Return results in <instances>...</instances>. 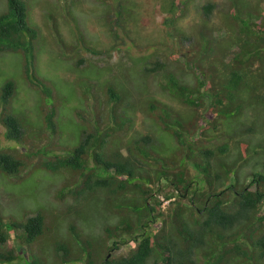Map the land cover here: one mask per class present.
I'll use <instances>...</instances> for the list:
<instances>
[{
	"label": "trees",
	"instance_id": "trees-1",
	"mask_svg": "<svg viewBox=\"0 0 264 264\" xmlns=\"http://www.w3.org/2000/svg\"><path fill=\"white\" fill-rule=\"evenodd\" d=\"M165 3L173 14L170 21L176 24L185 12L182 13L176 0ZM215 8L216 3L209 2L203 11L211 17ZM27 18L26 2L9 0V9L0 16V51L32 54L38 34L28 25ZM231 23L232 45H239L240 51L231 61L225 79H221V86H215V81L205 75L197 76L195 86L184 82L173 75L168 60L161 56L141 57L137 62L128 55L130 65L141 63L146 79L166 75L168 82L160 84L162 89L187 106L206 105L215 118L220 113L237 118L244 105L236 101L246 102L241 95L245 88L256 106L264 104V95L257 92L260 88L264 90V5L256 11L254 21L241 16L234 17ZM56 35L64 43L59 27ZM112 36L117 37V32L112 31ZM84 62L83 58L78 63ZM257 62L259 65L255 67ZM16 91L14 80L3 88L1 122L8 139L21 140L20 120L6 109ZM129 92L128 88L110 82L108 94L97 107L96 118L87 114V109L78 107V116L95 122L84 127L75 146L0 150V171L9 175L32 167L63 172L66 177L59 182L62 184L56 196L59 200H72L69 215H77L81 220L80 208L95 201L105 211L106 219L118 217L116 223L105 225V242L101 244L90 238L82 239L81 232L71 224L75 243L70 238L55 239L53 251L57 263L264 264V160L259 168L245 170L246 162L264 151L262 142L249 146L252 141L247 137L253 133L256 121L239 132L234 130L235 135L243 136L235 144L236 151L229 142L212 147L195 145V131L190 130L183 118L174 115L170 105L151 95L150 90L148 103L142 106L152 122L144 126V131L136 129L132 113L138 104L131 101ZM206 99L211 101L209 106ZM118 108L120 113L114 111ZM52 115L55 111L47 114V118L53 125ZM209 118L205 114L199 120L202 135ZM200 139L205 144L213 141L205 135ZM52 149L53 155L48 158ZM63 149L67 155L61 153ZM70 173L73 174L67 177ZM161 195L168 200L167 211L161 209ZM47 228L43 211L33 216L27 214L21 222H8L0 210V264H14L21 257H30L29 264H50L35 248L31 249L44 237ZM11 239L19 240V245L9 247ZM132 243L136 247L129 254L109 255L110 251Z\"/></svg>",
	"mask_w": 264,
	"mask_h": 264
},
{
	"label": "rangeland",
	"instance_id": "rangeland-1",
	"mask_svg": "<svg viewBox=\"0 0 264 264\" xmlns=\"http://www.w3.org/2000/svg\"><path fill=\"white\" fill-rule=\"evenodd\" d=\"M23 1L27 4V23L38 34L34 50L29 55L0 51V97L7 82L14 80L17 91L6 109L20 120L23 137L21 140L8 139L7 130L1 122L4 106L0 98V150L18 148L28 151L55 145L63 148L77 145L84 127L95 121L92 123L78 116L76 109L85 108L87 114L96 118L97 107L108 94L110 82L122 84L130 90L131 101L138 104L132 113L136 121L134 127L138 130L144 131V126L148 127L152 122L142 106L148 101L150 90L151 95L170 105L174 115L183 118L190 130L195 131V145L202 143L212 147L229 142L236 151L235 144L243 136L235 135L234 130L239 132L254 121V131L247 137L252 141L249 146L264 143V104L256 106L246 92L247 88L241 94L246 102L236 101L244 105L242 114L238 113L235 118L220 113V117L215 118L206 105L190 107L168 90L164 91L160 84L168 82L166 75L161 73L157 79L152 76L146 79L141 63L130 65L132 63L128 58L130 55L138 62L141 57L159 59L161 56L168 60L173 75L182 81L195 86L198 84L197 76L205 75L215 81V86H221V79H225L224 75L232 67L231 61L240 51L239 45H232L233 37L229 31L232 19L242 16L249 22L254 21L256 11L264 5L259 0H176L182 13L185 12L176 24L170 21L173 14L168 11L170 5L165 3L171 0ZM236 1L239 5L244 4L243 7L240 8ZM209 2L216 3L211 17L203 11V6ZM8 9L9 0H0V16ZM57 27L61 29L64 43L59 42ZM112 31L118 36H112ZM114 44L115 48H111ZM83 58L85 62L79 64ZM254 65L257 67L259 63ZM257 92L264 95L262 88ZM206 102L207 106L211 104L209 99ZM54 111L52 125L47 114ZM114 111L120 113L119 108ZM205 114L210 118L205 120L207 126L203 135L211 139L212 135H218L207 144L200 139L203 135L199 120ZM61 153L67 155V150L63 149ZM263 160L264 151L251 162H246L245 170L251 171L254 166L259 168ZM241 169L244 171V164ZM72 174H67V177ZM65 177L61 171L53 172L41 167H32L18 175L0 171V210L8 222H21L27 214L33 216L37 211H43L47 233L31 249L35 248L50 264H58L53 251L56 238H70L75 243L71 224L81 232L82 239L90 238L94 243L101 244L105 242V225L118 221V217L113 216L106 219L105 211L95 201H88L80 208L78 215L81 220L76 214L69 215L67 211L72 200H59L56 196V190L62 184L59 182ZM159 199L163 201L161 209L167 211L168 200L164 195ZM18 241L11 239L8 246H18ZM135 247L136 244L132 243L120 250L110 251L109 255H127ZM20 259L14 264H29L31 260L30 257Z\"/></svg>",
	"mask_w": 264,
	"mask_h": 264
},
{
	"label": "clouds",
	"instance_id": "clouds-1",
	"mask_svg": "<svg viewBox=\"0 0 264 264\" xmlns=\"http://www.w3.org/2000/svg\"><path fill=\"white\" fill-rule=\"evenodd\" d=\"M118 86H122V84H120V85H118ZM167 203H168V201H167Z\"/></svg>",
	"mask_w": 264,
	"mask_h": 264
}]
</instances>
